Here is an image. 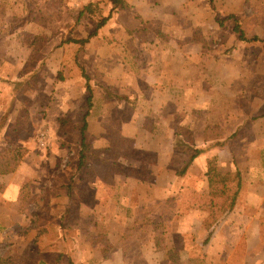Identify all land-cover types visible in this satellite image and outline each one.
Instances as JSON below:
<instances>
[{
  "label": "rangeland",
  "instance_id": "rangeland-1",
  "mask_svg": "<svg viewBox=\"0 0 264 264\" xmlns=\"http://www.w3.org/2000/svg\"><path fill=\"white\" fill-rule=\"evenodd\" d=\"M179 2L183 8L178 5L177 19L168 22L170 29L156 21H138L137 25L129 26L128 18L121 19L124 21L120 22L124 27L122 32H135L139 38H146L143 42L127 40L125 46H121V37H126L125 34L115 33L117 25L111 29L110 25L105 27L107 21L105 28L98 30L101 34L93 45L95 48L85 46L81 51L83 56L78 54L81 50L78 45L62 42L87 37L109 13L111 5L106 0L91 4L89 13H83L86 5L75 0H17L16 10L11 9L18 21L15 24L16 19H11L9 27L11 31L16 29L18 42L16 54L12 56L16 67L3 66L4 71L0 70V170L13 166L17 169L11 182L24 183L25 202L21 209L25 211L28 226H43L38 235L44 238V246L72 243L107 246L110 228L117 233L120 230L121 219L115 216V212H119L117 208L122 215L132 213L119 202L120 178H137L150 183L158 179L157 175L165 183L176 173L177 178L199 183L202 179L199 169L192 171L193 177H186L187 170L180 175L196 149L209 152L217 147L226 148L221 154V166L217 156L212 155L210 159H216L222 179H232L239 172V195L244 178L264 181V47L260 42L239 41L232 30V21L226 20L229 15L236 16L247 38L255 36L264 40V0H212L211 6L208 0H191L192 6L188 0ZM126 12L132 16L130 10ZM160 32L182 36L181 39L173 37L175 40L171 41L176 44L175 48L189 51L188 57H178V66L191 64L190 73L198 84H176L169 92L170 109L177 124L176 153L156 174V167L153 170L150 167L156 156L143 148L145 144L156 145L159 139L130 140L119 136L122 120H129L140 111L149 115L151 107L144 104L150 99V85L145 88L144 84H99L101 74L91 71L88 56L100 50L142 51L144 43L154 50L164 41L160 38L148 41L146 36ZM165 43L168 46L170 42ZM139 58L144 61L147 56L141 54ZM0 63L4 64L3 58ZM78 64L88 66L86 73L93 91L89 111L85 80ZM25 69L32 74L26 83ZM188 69L187 66L186 71ZM122 89L132 91L127 95L130 99H122ZM87 111L89 115L84 116ZM102 114L105 118L98 119L99 125L107 134L104 132L97 138L88 132V123ZM61 118L68 120L69 129L60 128ZM84 118L88 143L84 149L86 171H78ZM42 132L46 137L45 147L39 145L38 136ZM137 189L143 195L157 188ZM172 190H176L172 192L178 199L171 200L172 204L157 206L165 226L173 218H170L171 213L163 212H184L187 204L194 202L193 194L196 199L199 196L195 190L184 189V185ZM134 199L133 195H126L125 204L136 205L138 199ZM107 210L112 211L110 216ZM3 221L0 217L1 224ZM154 221L157 220H148L151 224ZM123 228L131 238L130 221L126 220ZM163 229L167 234V228ZM13 231L26 236L21 229L7 230L6 235L0 233V246H13L14 239L10 237ZM27 239L33 242L32 237L27 236ZM156 239L164 246V233L157 234ZM127 246L130 261L142 264L137 242L132 241ZM85 251L76 259L87 256L88 250Z\"/></svg>",
  "mask_w": 264,
  "mask_h": 264
},
{
  "label": "crops",
  "instance_id": "crops-1",
  "mask_svg": "<svg viewBox=\"0 0 264 264\" xmlns=\"http://www.w3.org/2000/svg\"><path fill=\"white\" fill-rule=\"evenodd\" d=\"M188 2L189 6H192L191 0ZM178 5L179 8H183L179 0L178 3L177 0H123L122 7L115 9L105 27L110 25L111 29L112 26L117 25L118 28L115 33L123 35L126 32L121 31L124 27L120 25V22L124 23L121 19L128 18L130 22H126V24L129 26L137 25L138 21H156L162 23L163 26L167 25V29H170L168 22L177 19ZM16 8L17 0H0V58L4 59V64L0 63V70L2 71H4L3 66H15L12 56L14 57L16 54L18 40L15 33L16 29L11 31L9 25L11 19H16L15 24L18 21L16 14L11 10L15 11ZM126 10H130L131 17L127 15ZM135 17H139V19H135ZM100 34V32L97 33L94 38L81 47L78 54L84 55L81 51L86 49L85 46L94 49ZM123 36L121 37L123 41L121 46H125L127 40L132 43L137 40L143 42L146 39L139 38L135 32H127L126 37ZM146 37H148V41L152 38L153 40L160 38L164 42L157 47L155 46L154 50H151L152 48L147 47V44L144 43L142 51L135 49L130 51L124 48L111 51L100 50L99 52H92L88 57L91 71L101 74L99 84H144L145 88L150 85V99L147 96L149 100L144 104L145 107H151L149 115L140 111L132 114L129 120H122L119 136L130 140H137L138 138L159 139L160 141L158 140L156 145L154 143L145 144L143 148L155 154L156 160L152 159L150 167L152 170L156 167V174H158L161 167L169 162L171 156L176 153L177 124L174 113H171L169 92L171 88L176 87V84H198V81L197 79L194 80L190 73L191 64L178 66V57H188L186 54L189 51L175 48L176 44L171 41L175 40L173 37L181 39L182 36L160 32L150 33ZM166 41L170 42L168 46ZM141 54L147 56V59L144 61L140 59ZM131 59L134 60L135 65L134 62L130 63ZM79 65L83 66L86 72L88 66L85 68L86 65ZM187 66L189 69L186 71ZM24 71L26 83L29 82L32 74L27 73L26 69ZM1 84L0 82V90ZM3 84L11 87L10 84ZM96 84L98 83L96 82ZM120 93L123 96H129L132 91L127 92L122 89ZM94 118L88 123V132L97 138L102 136L104 132L107 134L104 127V131L100 127L98 120L99 118L104 119V114ZM194 135L197 136L198 133ZM225 149L217 147L216 150L209 152L206 151L207 149L201 150V155L191 162L186 171V177L188 175L193 177L194 172L192 171L199 169L202 176L199 183L190 181L188 178H186L188 180L177 178L176 173L173 174L172 179L165 183L157 175L156 178L158 179L150 181V183H144V180L137 178H120V182H118L121 192L119 202L125 208H130L132 213L129 216L122 215L123 213L117 208L119 212H115V216L118 215L121 219L120 230L117 233L110 228L106 237V241L108 239L107 246H75L74 243L70 246H60L61 244L44 246V238L38 235L43 226L37 224L28 226L25 211L21 209L25 202L22 195L24 183L11 182L17 169L14 168L7 173L0 172V217L4 219L2 224L0 223V233L15 228L21 229L26 234L24 238L21 234L14 233L15 230L13 231L10 236L14 239L13 246H0V264H135L130 261L132 259L129 246H127L132 241L137 242L136 250L142 264H264V181L244 178L241 193L233 210L223 213L218 221L210 227L205 226L209 213L198 208L195 205L196 197L192 202L190 196L191 204H187L186 211L166 210L163 212L171 213L170 218H173V221L168 222L167 226L160 220L162 214L157 206L172 204L170 203L171 200L173 202V200L178 199L174 193L176 190L174 191L172 188L184 185V189L195 190L198 195L208 193V182L205 176L207 160L213 155L217 156L216 158L220 162L221 154ZM196 166L198 168H195ZM219 166H221V162ZM78 183L81 182L78 180ZM126 187L127 190H125ZM130 187L136 189L130 190ZM140 187L157 189H152L151 193L141 195L137 189ZM126 195L129 197L133 195L136 198L134 201L138 199L136 205L131 207L125 204ZM8 206L11 208H7ZM146 207L148 209H145ZM78 210H80L79 207ZM106 213L110 216L112 211L107 210ZM151 219L157 221L151 224L148 222ZM126 220L130 221L131 224L133 233L131 238L128 237L127 231L125 232L123 228L126 226ZM164 227L168 230L167 234H165ZM161 232L165 235L164 246L158 244L156 239V235ZM27 236L32 237L33 242L28 241ZM85 250H88L87 256L84 255L82 260L76 259L78 256L80 259L81 253L86 252Z\"/></svg>",
  "mask_w": 264,
  "mask_h": 264
},
{
  "label": "trees",
  "instance_id": "trees-1",
  "mask_svg": "<svg viewBox=\"0 0 264 264\" xmlns=\"http://www.w3.org/2000/svg\"><path fill=\"white\" fill-rule=\"evenodd\" d=\"M98 0H89L88 2L84 3L86 6L83 8V13H89L90 12V5L94 2H97ZM110 5L111 9L109 13L98 21L96 24L95 29L85 38L81 39H74V38H68L62 42V44H76L81 49L85 44H87L92 38H94L98 30L104 27L106 22L111 17V12L115 9H118L122 7L123 0H106ZM208 3L210 6L212 5V0H208ZM229 19L232 21V30L234 34L236 35L237 39L241 42H260L264 47V40L260 39L258 37H251L247 38L242 26L241 21L234 15H229L226 20ZM219 23L221 24L222 21L220 20ZM78 67L81 71V76L85 80V89H86V103L88 111L92 107V99H93V91L90 85V77L86 74L83 66L78 64ZM122 99H128L127 96H122ZM86 112L84 116H88L89 112ZM60 128H66L69 129V122L65 118H61L59 120ZM86 122L84 118V123L80 129V136H81V150L79 151V159L77 163V170L78 171H86V163H85V153L84 149L88 146L87 143V132H86ZM199 155H201V150L196 149L194 150L191 157L187 160L185 166L182 169V172L180 175H183L185 171L189 168L191 162L197 158ZM216 159H208L206 164V173L205 176L207 178L208 182V193L205 195H200L196 199L195 205H198V208L206 210L209 212L208 219L211 220L210 222L206 220V226L210 227L213 223L218 221L219 217L226 212H231L236 204L239 190L241 187V178L239 172H236L234 175V178L232 179H222L218 175V171L216 168ZM15 168L13 166L10 169L3 168L0 170L1 173H7L9 171H12ZM194 198L196 197L195 194Z\"/></svg>",
  "mask_w": 264,
  "mask_h": 264
},
{
  "label": "built area",
  "instance_id": "built-area-1",
  "mask_svg": "<svg viewBox=\"0 0 264 264\" xmlns=\"http://www.w3.org/2000/svg\"><path fill=\"white\" fill-rule=\"evenodd\" d=\"M75 1H77L79 3H86L89 0H75ZM38 139H39V145L41 147H45L46 137H45V134L43 132L39 134Z\"/></svg>",
  "mask_w": 264,
  "mask_h": 264
}]
</instances>
